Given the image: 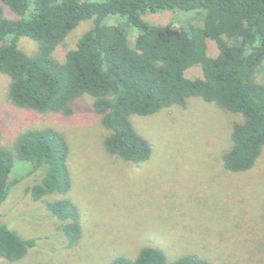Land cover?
Returning a JSON list of instances; mask_svg holds the SVG:
<instances>
[{
    "label": "trees",
    "instance_id": "trees-1",
    "mask_svg": "<svg viewBox=\"0 0 264 264\" xmlns=\"http://www.w3.org/2000/svg\"><path fill=\"white\" fill-rule=\"evenodd\" d=\"M159 11L192 16L176 25L144 18ZM86 20L92 25L57 60L55 47ZM21 36L37 43L34 54L18 47ZM209 41L216 45L215 56L207 52ZM193 66L202 75L185 76ZM263 68L264 0H0V73L9 77L10 101L69 116L73 100L89 94L108 131L105 149L127 161L141 162L151 153L131 115L183 106L196 96L241 116L222 159L228 170L249 169L264 147V83L256 80ZM68 153L63 134L50 127L21 133L13 151L0 145V205L16 182L9 178L14 158L29 162L32 171L45 170L26 189L34 200L67 192ZM45 206L61 222L68 244H75L81 235L79 208L69 198ZM35 243L0 222V259H18ZM111 264L209 263L195 254L168 261L158 247L146 245L135 258L117 256Z\"/></svg>",
    "mask_w": 264,
    "mask_h": 264
},
{
    "label": "rangeland",
    "instance_id": "rangeland-1",
    "mask_svg": "<svg viewBox=\"0 0 264 264\" xmlns=\"http://www.w3.org/2000/svg\"><path fill=\"white\" fill-rule=\"evenodd\" d=\"M192 14L147 13L151 23L181 22ZM92 25L78 24L53 50L64 60L79 36ZM18 47L34 54L37 43L21 36ZM207 52H218L209 41ZM202 75L198 66L185 71ZM264 83V68L256 73ZM9 77L0 73V145L14 150L16 138L32 129L53 128L68 146L70 188L34 200L26 189L39 182L44 168L14 158L9 178L16 180L0 205V222L36 243L18 259L0 264H111L133 259L146 245L158 247L168 261L195 254L209 264H264V147L247 170H228L222 154L231 146V128L241 116L191 96L147 115H131L135 130L150 144L148 159L132 162L104 147L108 131L93 109V97L73 100V112H38L8 98ZM69 198L80 212L81 235L69 245L61 222L45 204Z\"/></svg>",
    "mask_w": 264,
    "mask_h": 264
}]
</instances>
